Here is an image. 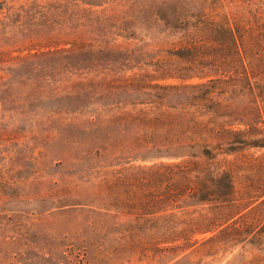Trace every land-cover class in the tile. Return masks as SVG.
Masks as SVG:
<instances>
[{
  "label": "trees",
  "instance_id": "16d2710c",
  "mask_svg": "<svg viewBox=\"0 0 264 264\" xmlns=\"http://www.w3.org/2000/svg\"><path fill=\"white\" fill-rule=\"evenodd\" d=\"M133 1L134 12L118 0L117 11L90 10L94 23L82 25L86 34L95 25L116 29V45L99 47L81 33L70 50L94 58L108 52L128 66L144 60L150 68L98 80L99 100L118 107L112 121L133 131L113 140V156L128 162L100 185L112 193L115 211L130 216L125 231L152 253L144 254L147 264H204L239 240L240 227L222 233V221L264 189V155L247 153L264 151V0ZM124 34L140 44L117 46ZM148 35L163 43L147 42ZM241 170L258 178L241 179L236 194ZM253 212L251 220H262L264 201ZM251 214L245 226H253Z\"/></svg>",
  "mask_w": 264,
  "mask_h": 264
},
{
  "label": "rangeland",
  "instance_id": "374dc122",
  "mask_svg": "<svg viewBox=\"0 0 264 264\" xmlns=\"http://www.w3.org/2000/svg\"><path fill=\"white\" fill-rule=\"evenodd\" d=\"M117 1L0 0V264H147L144 254L152 255L130 242L124 228L130 216L115 211L112 193L100 185L106 172L128 162L113 156V140H127L133 131L112 121L114 99L97 95L105 76L150 68L144 60L121 65L108 52L96 58L70 52L81 33L99 47L116 45V29L95 25L86 34L82 25L94 23L90 10L112 9ZM135 8L126 0L128 13ZM129 37L117 46L140 44ZM146 39L163 43L160 36ZM245 177L258 174L236 172V194ZM252 192L246 209L222 221V233L240 227L239 240L204 264H264V218L251 220L264 189ZM249 212L253 226L244 225Z\"/></svg>",
  "mask_w": 264,
  "mask_h": 264
}]
</instances>
